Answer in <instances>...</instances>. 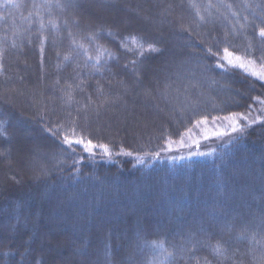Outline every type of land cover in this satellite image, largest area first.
I'll return each instance as SVG.
<instances>
[{"label": "trees", "instance_id": "trees-1", "mask_svg": "<svg viewBox=\"0 0 264 264\" xmlns=\"http://www.w3.org/2000/svg\"><path fill=\"white\" fill-rule=\"evenodd\" d=\"M261 29L264 0H0V92L21 94L0 98V264H264ZM113 102L158 111L119 133ZM232 115L259 122L159 159ZM13 121L37 143L26 179Z\"/></svg>", "mask_w": 264, "mask_h": 264}, {"label": "rangeland", "instance_id": "rangeland-1", "mask_svg": "<svg viewBox=\"0 0 264 264\" xmlns=\"http://www.w3.org/2000/svg\"><path fill=\"white\" fill-rule=\"evenodd\" d=\"M155 27H156V30L161 29L160 24L155 25ZM227 60L228 61L231 60L232 64H238L237 59L228 58ZM245 66L248 67L247 69L249 70V72L254 74L256 77L264 80V69H258L255 66H251V65L249 66L245 65ZM25 67L26 66L24 65L23 69H26ZM122 92H123V95H122L123 97H128L127 91H122ZM18 94H20V91L17 88L12 89L10 91L3 90L2 92H0V96H1L0 98L2 97H5V98L12 97L13 98L14 96ZM16 102L20 105V107L22 108L24 107V109H26L25 105H22V103L18 101ZM48 103L50 104V106H52L53 104L52 101H48ZM120 105L121 107L119 106V103H116V102H113L112 105H110L113 108L114 107L117 108L118 114H119L118 116H120L119 122L117 123L118 124L117 128L119 130V133L120 131L122 132L125 131L126 128L128 127L132 128V127H136L137 125H139V121H138L139 115L145 116L146 112L151 113L153 112V109H154V112H156L157 110L155 106L152 105L151 103L148 104L149 107L144 106L145 108L143 107V109L141 110L131 109L129 105H124L123 103H121ZM118 107L120 108L118 109ZM138 110H139V113H137ZM126 113L128 114L131 113L132 116H129ZM152 114H157V113H152ZM166 115L167 114L165 110H162L159 112V116L166 117ZM130 118L131 120H133V122L131 123H130ZM257 122H259V118L256 115H232V116L217 118V119H213L209 121L199 122L190 131L186 132V134H184L179 140L168 142L165 145L164 149L161 151V154L159 155L160 156L159 159H163L161 161L180 162L186 159L202 158V157L209 156L213 152H215L218 148H221V147L225 148L226 146L230 145L240 135L242 131H239V130L233 131V127L243 130L244 128L243 125H253ZM12 124L16 126L19 125L15 121H13ZM18 127L21 129L15 130L13 134L12 144L15 148L16 157H19V151L20 153L21 151L22 153L23 152L25 153L24 154L25 156L23 155L22 157L23 159L26 158V163H25L26 171L24 170V168H22V171L24 170V173L25 172L27 173L28 171L30 172V170H38L40 169L39 167L40 165L34 164L35 159L30 158L32 154L33 155L35 154V148L37 147L36 140H33L34 137L32 135L27 134L25 130L22 128V126H18ZM88 151L92 152V148ZM4 171L5 172L1 174V180H3V183L1 186H3L4 182H6V180L10 178L7 176L6 170ZM29 172L27 173L28 175L26 173L23 175L25 179L29 178L28 177ZM30 173H32V171ZM42 242L45 243L47 241L45 240ZM68 244H70L69 240H64V239L62 242L59 243V245L63 246L65 249H66V246H68ZM71 250L74 251V248H72ZM71 250L70 251L67 250L68 253L71 254L70 255L71 258L69 257L70 259L67 258V260L62 261V264H82V262H87L85 261V259H78V258L76 259L75 257H73L72 256L73 253H71Z\"/></svg>", "mask_w": 264, "mask_h": 264}, {"label": "snow or ice", "instance_id": "snow-or-ice-1", "mask_svg": "<svg viewBox=\"0 0 264 264\" xmlns=\"http://www.w3.org/2000/svg\"><path fill=\"white\" fill-rule=\"evenodd\" d=\"M259 35H260L261 37H264V29H261ZM151 50H152V51H155V49H151ZM225 54H226L227 57H231V56H232V53L228 52L227 49H225ZM236 59L239 60L240 58L237 57ZM228 62H229L230 64L232 63L231 60H229ZM242 66H243V65H241V67H242ZM238 130H239V131H242V129H237V128L233 127V131H238ZM65 143L68 144L69 146H71V144L73 143V141H70V140H68V139L66 138V139H65ZM74 143H83V141L77 140V141H74ZM92 147H93V146H92L91 143L89 142L88 145L86 146V150H90ZM105 151H107V149H105Z\"/></svg>", "mask_w": 264, "mask_h": 264}]
</instances>
